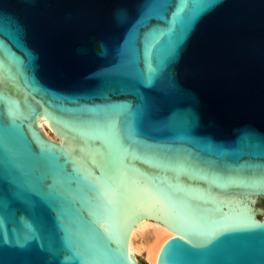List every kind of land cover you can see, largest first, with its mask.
<instances>
[{
    "label": "water",
    "instance_id": "obj_1",
    "mask_svg": "<svg viewBox=\"0 0 264 264\" xmlns=\"http://www.w3.org/2000/svg\"><path fill=\"white\" fill-rule=\"evenodd\" d=\"M0 76V264H264V0H0Z\"/></svg>",
    "mask_w": 264,
    "mask_h": 264
},
{
    "label": "bare ground",
    "instance_id": "obj_2",
    "mask_svg": "<svg viewBox=\"0 0 264 264\" xmlns=\"http://www.w3.org/2000/svg\"><path fill=\"white\" fill-rule=\"evenodd\" d=\"M0 85H4L0 76ZM47 125L45 115H40L36 128L50 141L61 142L57 132L44 130ZM264 216V212H259ZM182 235L181 230L168 225L166 222L152 218H131L129 226L123 227L124 247L133 264H141L146 257L148 264H157L159 250L170 237Z\"/></svg>",
    "mask_w": 264,
    "mask_h": 264
}]
</instances>
